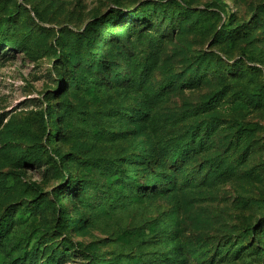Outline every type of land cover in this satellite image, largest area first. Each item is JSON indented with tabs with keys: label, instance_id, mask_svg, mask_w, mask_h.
Wrapping results in <instances>:
<instances>
[{
	"label": "rangeland",
	"instance_id": "1",
	"mask_svg": "<svg viewBox=\"0 0 264 264\" xmlns=\"http://www.w3.org/2000/svg\"><path fill=\"white\" fill-rule=\"evenodd\" d=\"M166 1L0 0V264H264V0Z\"/></svg>",
	"mask_w": 264,
	"mask_h": 264
},
{
	"label": "trees",
	"instance_id": "2",
	"mask_svg": "<svg viewBox=\"0 0 264 264\" xmlns=\"http://www.w3.org/2000/svg\"><path fill=\"white\" fill-rule=\"evenodd\" d=\"M173 2L172 1H166V5L171 6ZM175 3V2H174ZM178 7L180 4L175 3ZM145 14V13H144ZM144 14H140V15H144ZM134 15V14H133ZM1 45V42H0ZM53 110L54 107H47L44 112H42L41 117L45 116L47 118H52L53 117ZM56 116V115H55ZM57 132L55 131V134ZM160 157H164L163 161H167L168 164H164V162L160 161ZM136 164L143 162L145 163H150L151 161L156 162L158 167L161 168L160 172H158L157 174L151 173L150 170L142 168V169H136V167H134V169L130 172H128L127 174L122 173L120 170H116V182L118 183V187H111L110 188V197L113 200L114 203L120 202L121 200L126 198V191L127 192H131L134 193V196H139V192L142 191L144 188H147V192H150L154 186L156 187V185L159 182H164L162 180L163 176H166V174H164L163 171H166L168 169H173L175 170V172L177 173L178 171H180V163L182 162H187L188 161V141H186L184 144L182 145H176L174 146L171 150H170V155L167 156L166 154H158V152L152 151V152H147L145 154V157H140L137 160H135ZM161 162L158 164V162ZM63 177V175H62ZM142 177L146 178V183L144 186V184L141 183L142 181ZM174 180V179H173ZM170 182V179L169 181ZM171 183V182H170ZM82 187V186H81ZM109 197L108 192H100L97 191V195L94 197L95 201H96V205L97 206H101L102 205V200H104L105 198ZM7 218L6 219H2V223H0V246H1V242L4 238V232L6 231V227H7ZM166 232H164L165 234ZM166 236V234H165ZM176 253L180 256V258H182L181 256V249L179 248V246H176L175 248ZM37 256V248L34 247V249H30L28 250L27 248L24 249V247L20 248L18 253L14 256H11L10 254H7L6 256V260L4 262V264H36L35 263V257ZM93 263L95 262L94 259H92ZM179 261V263H175V264H184L186 263V261L183 260H177ZM112 263V262H111ZM47 264V263H45ZM92 264V263H91ZM94 264H110V263H99V262H95Z\"/></svg>",
	"mask_w": 264,
	"mask_h": 264
}]
</instances>
